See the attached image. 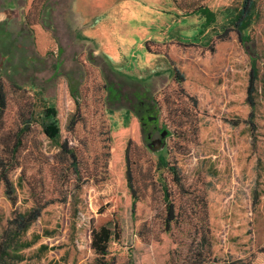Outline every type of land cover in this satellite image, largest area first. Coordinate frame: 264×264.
Returning <instances> with one entry per match:
<instances>
[{
  "label": "rangeland",
  "instance_id": "1",
  "mask_svg": "<svg viewBox=\"0 0 264 264\" xmlns=\"http://www.w3.org/2000/svg\"><path fill=\"white\" fill-rule=\"evenodd\" d=\"M244 1L0 0L22 13L0 19V150L21 139L5 157L14 201L0 174V235L42 207L9 264H264V0L237 26ZM125 126L137 200L101 256L89 189Z\"/></svg>",
  "mask_w": 264,
  "mask_h": 264
},
{
  "label": "trees",
  "instance_id": "2",
  "mask_svg": "<svg viewBox=\"0 0 264 264\" xmlns=\"http://www.w3.org/2000/svg\"><path fill=\"white\" fill-rule=\"evenodd\" d=\"M32 5L35 0H32ZM244 7L241 11L237 26L240 25L242 19H245L250 12V0L244 1ZM197 12L206 16L210 21L211 12L206 6L196 8ZM27 19V17H26ZM26 23H31L26 20ZM179 75V80H182V75L175 70ZM6 107V93L4 83L0 80V119ZM43 117L46 122L43 123L44 133L51 139L59 136L58 128L53 119L54 113L51 109L43 110ZM34 117L32 109L29 113V120ZM149 119V117H146ZM24 128H20L19 132L23 133ZM110 146L107 162V176L104 184L100 186L91 185L89 189V202L93 210L94 217L90 230V247L97 255H106L108 242L111 239H119L121 236V220L119 209L122 205L135 207L137 200L129 150L132 144V130L129 126L122 127L111 133ZM21 146V139L16 138L10 142L2 150H0V174L5 183L6 194L11 201H14L13 194L15 192L12 182L8 178V172L15 164L10 161L6 163V155L11 154L14 160V155ZM71 153V152H70ZM71 155H73L71 153ZM171 172L176 177V170L171 167ZM165 196H167L165 194ZM41 206L33 207L31 210L21 213L14 212L13 217L7 222V225L0 235V264H9V260L16 258L17 248L15 242L18 237L25 232L30 224L36 220L41 213ZM170 217L172 218V207L169 208ZM193 264H243L240 260H219L211 257L210 254L194 261Z\"/></svg>",
  "mask_w": 264,
  "mask_h": 264
},
{
  "label": "flooded vegetation",
  "instance_id": "3",
  "mask_svg": "<svg viewBox=\"0 0 264 264\" xmlns=\"http://www.w3.org/2000/svg\"><path fill=\"white\" fill-rule=\"evenodd\" d=\"M13 6L14 5H12V7L11 6L10 7L9 6L5 7L3 9V11L0 13V19L6 20V22L8 24V22H11V20L13 18H16V21H17L16 23L18 25H20L21 24V15H22V13L19 11L18 8H14Z\"/></svg>",
  "mask_w": 264,
  "mask_h": 264
},
{
  "label": "water",
  "instance_id": "4",
  "mask_svg": "<svg viewBox=\"0 0 264 264\" xmlns=\"http://www.w3.org/2000/svg\"><path fill=\"white\" fill-rule=\"evenodd\" d=\"M164 133H165V131L161 135L164 136ZM150 145L154 149H158L161 146V139L154 140L153 142L150 143Z\"/></svg>",
  "mask_w": 264,
  "mask_h": 264
}]
</instances>
